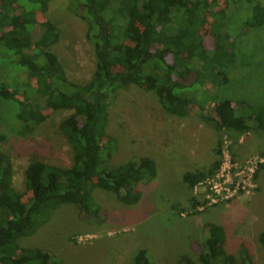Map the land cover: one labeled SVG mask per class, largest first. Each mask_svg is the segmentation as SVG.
I'll list each match as a JSON object with an SVG mask.
<instances>
[{
    "label": "trees",
    "instance_id": "16d2710c",
    "mask_svg": "<svg viewBox=\"0 0 264 264\" xmlns=\"http://www.w3.org/2000/svg\"><path fill=\"white\" fill-rule=\"evenodd\" d=\"M61 1L85 24L93 60L86 82L70 81L57 56L66 29L62 22L49 21L48 12ZM238 7L243 12L233 26ZM263 26L264 0H0V100L12 104L22 136L66 111L58 130L71 152L66 168L44 162L39 151L30 153L22 190H17L0 132V264H66L49 251L17 244L57 205L72 204L81 221L102 224L108 213L93 199V190L112 194L123 206L140 201L138 185L155 178V162L139 155L110 164L115 142L103 131L108 104L119 89L141 87L169 115L192 110L218 132H264V107L219 99L216 93L236 59L234 36ZM214 154L220 155L218 142ZM218 164L215 159L206 169L185 171L181 181L191 193ZM195 204L190 198L189 205ZM256 240L264 255V230ZM226 241L222 226L205 224L194 249L198 262L237 264ZM240 246L241 263L255 264ZM132 264L151 263L144 250H137ZM176 264L194 263L180 256Z\"/></svg>",
    "mask_w": 264,
    "mask_h": 264
},
{
    "label": "rangeland",
    "instance_id": "374dc122",
    "mask_svg": "<svg viewBox=\"0 0 264 264\" xmlns=\"http://www.w3.org/2000/svg\"><path fill=\"white\" fill-rule=\"evenodd\" d=\"M242 12L243 8L236 9L233 26ZM48 19L65 26L57 56L68 79L88 81L93 60L83 36L85 24L62 1L48 12ZM232 40L236 59L225 69L226 83L218 87L217 96L264 107V26L238 33ZM12 111L11 103L0 100L3 148L11 158L17 190H22V173L33 151H39L48 164L70 166L68 142L58 130L66 111L54 114L26 136L18 135ZM108 113L103 131L115 142L110 164L139 155L155 162V178L138 185L140 201L123 206L112 194L93 190V199L108 213L107 221H81L74 205L60 204L49 211L42 226L18 238V246L49 251L66 264H132L137 250H144L151 264H176L180 256L200 264L195 246L201 242L203 226L215 223L224 229L226 250L237 264H242L240 245L255 264H264L256 240L257 232L264 230V166L260 168L264 132H218L199 121L192 110L171 116L151 92L136 86L119 89L108 104ZM217 142L219 157L214 154ZM215 159H219L218 167L190 193L181 174L206 169ZM190 198L197 202L195 207L189 205Z\"/></svg>",
    "mask_w": 264,
    "mask_h": 264
}]
</instances>
